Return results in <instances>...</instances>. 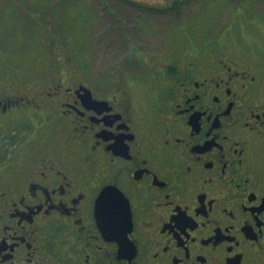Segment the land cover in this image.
<instances>
[{"label": "flooded vegetation", "instance_id": "af4514ba", "mask_svg": "<svg viewBox=\"0 0 264 264\" xmlns=\"http://www.w3.org/2000/svg\"><path fill=\"white\" fill-rule=\"evenodd\" d=\"M231 32L142 99L0 97V264H264V29Z\"/></svg>", "mask_w": 264, "mask_h": 264}, {"label": "rangeland", "instance_id": "374dc122", "mask_svg": "<svg viewBox=\"0 0 264 264\" xmlns=\"http://www.w3.org/2000/svg\"><path fill=\"white\" fill-rule=\"evenodd\" d=\"M133 1L152 7H134L116 41L109 32L119 26L105 19L106 0H0V97L47 103L58 84L78 79L103 95L124 91L133 100L140 92L142 99L161 88L175 57L187 68L190 60L177 49L188 42L203 50L224 40L229 29L243 42L264 29V0H181L179 7L171 6L174 0ZM166 4L171 7L161 8ZM89 15L100 17L92 22Z\"/></svg>", "mask_w": 264, "mask_h": 264}, {"label": "trees", "instance_id": "16d2710c", "mask_svg": "<svg viewBox=\"0 0 264 264\" xmlns=\"http://www.w3.org/2000/svg\"><path fill=\"white\" fill-rule=\"evenodd\" d=\"M180 1L181 0L177 1L178 5L180 4ZM106 2L110 5V8L108 9V11H109L108 18L110 19L112 24L118 25L120 28V29L119 28L115 29L114 33L112 34V38L119 41L121 36H123V33H124L123 31L125 30L124 27L127 26L128 22L130 20L129 19L130 16L128 13L130 11H132V8L129 5V4H132V1H129V0H106ZM44 3H45V1L42 2V4H44ZM82 8L87 12V10L84 6H82ZM115 11L117 13H115ZM141 11H143V10H141ZM89 16L91 17V15H89ZM120 17L122 19L121 21H119ZM88 19L89 18L87 16H83V22L87 23Z\"/></svg>", "mask_w": 264, "mask_h": 264}, {"label": "bare ground", "instance_id": "6f19581e", "mask_svg": "<svg viewBox=\"0 0 264 264\" xmlns=\"http://www.w3.org/2000/svg\"><path fill=\"white\" fill-rule=\"evenodd\" d=\"M168 36V35H167ZM243 263H244V261H243Z\"/></svg>", "mask_w": 264, "mask_h": 264}, {"label": "water", "instance_id": "95a60500", "mask_svg": "<svg viewBox=\"0 0 264 264\" xmlns=\"http://www.w3.org/2000/svg\"><path fill=\"white\" fill-rule=\"evenodd\" d=\"M97 103H100V102H97Z\"/></svg>", "mask_w": 264, "mask_h": 264}]
</instances>
